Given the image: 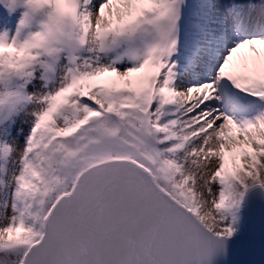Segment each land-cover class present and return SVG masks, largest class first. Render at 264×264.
<instances>
[{
    "label": "snow or ice",
    "instance_id": "1",
    "mask_svg": "<svg viewBox=\"0 0 264 264\" xmlns=\"http://www.w3.org/2000/svg\"><path fill=\"white\" fill-rule=\"evenodd\" d=\"M0 264H264V0H0Z\"/></svg>",
    "mask_w": 264,
    "mask_h": 264
}]
</instances>
